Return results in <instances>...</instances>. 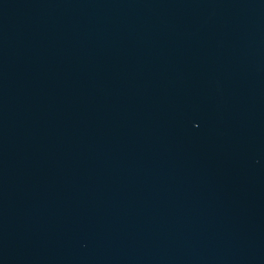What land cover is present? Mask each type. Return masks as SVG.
<instances>
[{"label": "water", "instance_id": "obj_1", "mask_svg": "<svg viewBox=\"0 0 264 264\" xmlns=\"http://www.w3.org/2000/svg\"><path fill=\"white\" fill-rule=\"evenodd\" d=\"M0 264H264V0H0Z\"/></svg>", "mask_w": 264, "mask_h": 264}]
</instances>
